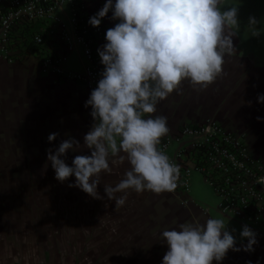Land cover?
Instances as JSON below:
<instances>
[{"label": "clouds", "instance_id": "1", "mask_svg": "<svg viewBox=\"0 0 264 264\" xmlns=\"http://www.w3.org/2000/svg\"><path fill=\"white\" fill-rule=\"evenodd\" d=\"M219 5L220 0H106L89 18L92 27H99L111 11V19L119 23L106 31L107 43L97 49L104 70L84 105L91 107L94 121L83 138L91 155H77L69 166L61 157L80 146L71 137L61 141L54 153L47 149L57 181L75 177L69 187L101 199L97 186L100 173L111 170V153L119 157L112 164L126 159L130 165L115 186L104 185L116 207L125 204L129 189L159 194L177 188L180 166L157 148L170 131L167 118L151 114L182 81L207 87L222 73L225 53L235 51L232 38L236 33L225 29L238 27V8L222 11ZM257 23L249 17L253 36L259 35ZM257 102L264 103V94L258 95ZM58 135L49 134L48 142ZM179 228L160 234L168 246L162 264H212L213 260L220 264L230 249L253 252L258 243L257 233L244 225L240 239L248 243L236 247L235 237L220 218H209L204 224L184 223Z\"/></svg>", "mask_w": 264, "mask_h": 264}, {"label": "rangeland", "instance_id": "2", "mask_svg": "<svg viewBox=\"0 0 264 264\" xmlns=\"http://www.w3.org/2000/svg\"><path fill=\"white\" fill-rule=\"evenodd\" d=\"M219 6L222 11L238 8V27L230 26L239 41L238 57L249 56L264 71V0H220ZM249 17L258 21L257 36L252 35ZM74 60L76 57L71 56L68 62L72 65ZM57 112L52 133L59 135L51 143L50 129L36 128L34 121L26 122L30 124L24 128L12 118L17 128L0 129L5 133L0 135V264H162L168 246L160 234L195 223L180 215L181 207L167 192L137 193L129 189L125 204L116 207L107 198L104 185L115 186L130 165L126 159L112 164L111 160L119 157L111 153V170L100 173L97 186L101 199L69 187L75 184V177L57 181L47 149L54 153L61 141L71 137L80 146L61 157L69 166L75 156L91 155L84 145L87 131H79ZM186 196L196 207L213 209L217 202L195 172L188 176Z\"/></svg>", "mask_w": 264, "mask_h": 264}, {"label": "built area", "instance_id": "3", "mask_svg": "<svg viewBox=\"0 0 264 264\" xmlns=\"http://www.w3.org/2000/svg\"><path fill=\"white\" fill-rule=\"evenodd\" d=\"M93 15L85 0H0V59L33 60L40 72L81 85L87 101L104 70L97 49L104 45L105 27H92ZM71 56L79 62L74 72L64 68ZM157 148L165 155L169 149L170 162L180 166L177 188L167 193L181 208L190 204L187 181L195 172L217 199V213L264 237V163L243 133L203 119L176 127Z\"/></svg>", "mask_w": 264, "mask_h": 264}, {"label": "crops", "instance_id": "4", "mask_svg": "<svg viewBox=\"0 0 264 264\" xmlns=\"http://www.w3.org/2000/svg\"><path fill=\"white\" fill-rule=\"evenodd\" d=\"M85 1L87 8L94 14L106 2ZM111 17L110 11L101 21L105 27V34L108 29L119 23ZM225 30L234 32L230 26ZM232 39L235 51L231 54L225 53L223 71L213 83L202 87L194 86L188 80L182 81L177 90L157 103L156 112L151 115L153 118L165 116L169 133L184 123L212 119L227 129L243 133L250 150L264 163V103L257 102L258 95L264 94V71L256 67L257 64L249 56L238 57L236 49L239 41L235 37ZM105 43L107 41L104 38ZM68 60L64 68L69 72L77 71L79 69L77 59L72 65ZM85 97L86 91L81 85L71 80L60 79L50 72H40L33 60L7 64L0 59V129L4 126L17 128L18 124L11 123L14 118L21 122L20 126L24 128L30 124L26 122L34 121L36 128L45 127L50 129L51 134L54 129V115L60 111L62 119L65 117L66 122L74 123L79 131L88 132L92 126V117L88 108L84 106ZM257 117L261 118L260 121ZM44 134L46 135V132ZM0 135L5 136V133L2 132ZM179 212L195 225L204 224L209 218L224 219L226 230L236 239L235 246L239 248L241 243L244 245L248 243L246 239L243 241L240 239L244 225L221 216L214 208L189 204L180 208ZM256 238L258 243L253 246V252L243 250L236 252L230 249L222 262L264 264V237Z\"/></svg>", "mask_w": 264, "mask_h": 264}]
</instances>
